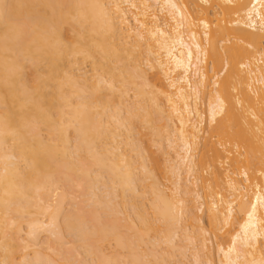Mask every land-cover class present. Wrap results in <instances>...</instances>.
<instances>
[{"label": "bare ground", "instance_id": "obj_1", "mask_svg": "<svg viewBox=\"0 0 264 264\" xmlns=\"http://www.w3.org/2000/svg\"><path fill=\"white\" fill-rule=\"evenodd\" d=\"M203 233L264 264V0H0V264H214Z\"/></svg>", "mask_w": 264, "mask_h": 264}, {"label": "rangeland", "instance_id": "obj_2", "mask_svg": "<svg viewBox=\"0 0 264 264\" xmlns=\"http://www.w3.org/2000/svg\"><path fill=\"white\" fill-rule=\"evenodd\" d=\"M84 70H85V71H89V65L86 64ZM148 73L151 74L152 72L149 71ZM88 75H89V74H88ZM129 95L132 96V95H133V92H132V93H129ZM132 97H133V96H132ZM132 97H129V98H131V99H129V101H128V102L131 103V104L133 103L132 101H134V99H135V98H132ZM135 100H136V99H135ZM207 123H208V122H207ZM207 123L205 122V125H204V126H206ZM137 128H138V127H137ZM137 128H136V130H137ZM140 129H141V130H140ZM140 129H139V131H144V129H142V128H140ZM139 131H137V132H139ZM144 132H145V131H144ZM144 132H141V133H144ZM137 137H138V140H139V139H140L139 136H137ZM135 138H136V137H135ZM136 139H137V138H136ZM152 139H154V143L157 142V143H155L156 146H154V145H155L154 143H151L149 147H150V150H151L152 154L150 153V154H148V155H146V154H144V155H146V156H145L146 159L148 158V166H149V169H152V170H153V174L155 175L156 180L158 179L157 182H158V184L160 183L159 185H160L161 189H165V191L169 193V189H171V187H172V186H171V181H172V180H171V181L168 180V178L171 177V174H170V172H169L170 169L168 170V168L171 166L170 163H173V164H174L173 166H175V168L177 167L176 164L174 163V161H175L176 159H174L175 156L172 158V153H170L172 150H170V151L168 150V152L171 154V156H169L170 159H171L172 161H173V160H174V161L172 162V161L170 160V163H169V164H168V162H166V161L164 162V161H163V157H162V152H160L161 149H160V150L158 149V146H160V145L162 144L161 141H160L159 139H156V140H159V141H155V138H152ZM143 142H146V140L143 141ZM158 142H160V145L157 146ZM141 143H142V142H141ZM141 143H140V144H141ZM164 143H165V142H163V144H164ZM138 144H139V142L137 143V145H138ZM144 144H145V143H144ZM163 144H162V146H163ZM165 144H166V143H165ZM165 144H164V145H165ZM177 145H179V144H177ZM177 145L175 144V147H176L175 150H176V151L179 149V147H177ZM160 147H161V146H160ZM164 147H166V146H163L162 148H164ZM177 148H178V149H177ZM175 150H174V152H175ZM166 151H167V150H166ZM174 152H173V154H175ZM156 159L159 160L158 162H159V167H160V168L157 167V169H161L162 173H160L161 171L155 169L156 165H154L153 160H155V162H156ZM146 162H147V160H146ZM176 163H177V161H176ZM157 165H158V164H157ZM173 166H172V168H173V170H174L175 168H174ZM167 170H168V172H167ZM168 174H170V175H168ZM182 176H184V175H182ZM188 177H189V176H188ZM186 178H187V177H186ZM189 178H191L192 181L194 180V179H192L193 177H189ZM182 179H183V178H182ZM191 180L189 179V181H188V179H187L188 183H190ZM182 181H183V180H182ZM188 183H186V185H187V187H188V186L190 187L191 184L188 185ZM74 189H75V188H72V192H71L72 194L70 193V195H74V196L76 197V196H78V195H76V193L79 194V192H77V190L75 189L76 192L73 194V190H74ZM70 190H71V189H70ZM70 190H69V191H70ZM75 190H74V191H75ZM74 196H73V197H74ZM77 198H79V199H75L76 202H75V201H73V202H72V201H70V202H69V201H65V202H64V205H62L64 211L67 210L68 208H70L68 205H70L71 203H73L74 206H77V205H75V203H76V204L78 203L77 200L79 201L80 199H82V198H80V197H77ZM72 200H73V199H72ZM138 201H139V200H138ZM79 202H80V201H79ZM200 202H201V200H200ZM201 203H202V202H201ZM73 204L71 205L72 207H74ZM191 205H192V204H189L188 206L191 207ZM196 205H198V204H196ZM192 206H195V204L193 203ZM64 207H65V208L67 207V209H65ZM196 207H197V208L199 207V209H200V204H199V206H195V208H196ZM197 208H196V210H197ZM70 209H71V208H70ZM70 209H69L68 211H70ZM146 209H147V208H146ZM71 210H73V208H72ZM100 210H101V209H100ZM196 210L193 211V209H192V212H191V210H186V211H188V212H191V214H192V213L194 214V212H196L194 215H195V217H197V220H196V219L193 220V221H196V222H195L194 225H192V226H196V227H198V225H200V227L205 228L206 230L209 229L208 221L206 220L207 218L205 217L206 215H205V213H203L204 210L202 209L203 212H202V211H196ZM200 210H201V209H200ZM65 212H66V211H65ZM65 212H64V213H65ZM193 214H192V216H191L190 213H189V216H188V213H187V215H186V212H185L184 216L186 215V218H187V219H188L189 217H190V219H191V217L194 218V217H193V216H194ZM120 216H121V215H120ZM149 217H150V215H149ZM191 220H192V219H191ZM191 220H189V221L191 222ZM189 221H188V222H189ZM193 221H192V223H193ZM188 222H187V223H188ZM189 224H190V223H189ZM194 228H195V227H193V229H191V230H194L193 232H197L198 230H197L196 228H195V229H194ZM195 230H196V231H195ZM207 231H208V230H207ZM42 232H43V231H42ZM39 233H40V232H39ZM206 233H208V232H206ZM206 233H205V234L203 233V235H206V237H207L210 241H208L206 238H202V237L200 236V238H202V239H206V241L204 240V242L207 243V245H204V247L201 245L203 248L206 247L205 249H202V251L205 250V252L203 251V252H204L203 254H204V256H205V254H209V255L211 256V258H212V259H210V256H209V259H210L214 264H218V262L220 263L219 258H220V260L222 259V258H221L222 255L220 254V252H219V250H218V247H219V245L224 246L225 244H227V242H226L227 240H226V239H222V240H221V238H218L219 235H218L217 237H215V236H212V234H211V236H210V235H208V234H206ZM38 235H39V234H38ZM49 236H50V235H48L47 233H41L38 237H39V239L42 238V240H40V241H44V239H46V238H49V239L51 238V239H50V241H51L54 237L52 236V237H53V238H52V237H49ZM66 236H68V235H66ZM66 236H65V239H66ZM70 237H72V236H70ZM182 237H183V236H182ZM182 237H180V238H182ZM180 238H178V240H179ZM200 238H198V239H200ZM70 239H71V238L68 237V240H69V241H70ZM68 240L66 239L65 242H67ZM178 240L176 239L175 241H176V242H180V243L182 244V241L184 240V237H183L182 240L180 239L181 241H178ZM47 241H49V240L47 239ZM52 241H54V240H52ZM69 241H68V243H69ZM185 241H186V240H184V242H183L182 245H186L187 241H186V243H185ZM198 241H199V240H198ZM63 242H64V240H63ZM63 242H62V244H63ZM176 242H175V243H176ZM52 243H53V242H52ZM68 243H67V244H68ZM71 243L73 244V242H71ZM74 243H75V242H74ZM180 243H179V244H178V243L176 244L177 247H178V245H179V248L175 249V251L178 250V251H177L178 253L175 252L174 249H173V250H170L171 252L174 251V255H175V256H174V259H175V260L172 259V258L169 259V260H171V264H172V261H173V260H174V262H175L176 260H177L178 262L182 260V261H181L182 263H183V260H184V261H185L184 264H190V261L193 262L192 260H190V259L192 258L191 255L193 254V252H192V250H191L192 247H189L190 244H187V245H186L187 248L189 247L190 249L188 248V249H185V250H189V251H183V250H184V249H182L183 246H182ZM198 243H199V242H198ZM198 243H197V244H198ZM67 244H65V245H67ZM69 244H70V243H69ZM69 244H68V247H67V248H70V247L72 248V244H71V246H70ZM204 244H205V243H204ZM65 245H64V246H65ZM74 245H75V244H74ZM74 245H73V246H74ZM188 245H189V246H188ZM199 245H200V244H199ZM199 245H198L197 248H198V251H199V250L201 251V249L199 248V247H201V246H199ZM64 246H62V247H64ZM69 246H70V247H69ZM112 246H113V245H111V250H110V251H112V249L115 248L114 246H113V248H112ZM142 246H143V245H142ZM160 246H161V248H162L163 245H160ZM164 246H165V245H164ZM164 246H163V247H164ZM180 246H181V248H180ZM225 246H226V245H225ZM74 247H75V246H74ZM76 247H77V246H76ZM108 247H109V246H108ZM108 247L106 246V248H105L106 251L110 249V247H109V249H107ZM145 247H146V246L144 245V248H145ZM165 247L167 248V246H165ZM142 248H143V247H142ZM144 248H143V249H144ZM161 248H160V249H161ZM166 248H164V249L162 248V250H167L168 248H167V249H166ZM184 248H185V246H184ZM64 249H65V248H64ZM73 249H74V248H73ZM73 249H72V250H73ZM75 249H76V248H75ZM75 249H74L73 251L76 252V251H78L79 248L77 247V250H75ZM160 249H158V250H160ZM179 249H180V251H182V252H180ZM66 250H67V249H66ZM66 250H64V251H66ZM69 250H71V249H69ZM72 250H71V252L68 251V254H69V252H70V253H71V256H72V253H74ZM79 250H80V249H79ZM114 250H115V249H114ZM117 250H118V249H116V251H117ZM120 250H121V249H120ZM80 251H82V249H81ZM80 251H79V252H80ZM106 251H105V252H106ZM110 251H109L110 254L113 253V252H110ZM122 251H126V250H121L119 253H121ZM170 251H169V252H166V251H165V253H170ZM200 251H199V252H200ZM202 251H201V252H202ZM66 252H67V251H66ZM159 252H160V251H159ZM161 252H162V251H161ZM179 252H180L181 254H183V255H184L185 252H187V253L183 256V255L179 254ZM109 253H108V254H109ZM117 253H118V251H117ZM119 253H118V254H119ZM122 253H124V252H122ZM122 253H121V254H122ZM188 253H190L191 255L188 254ZM113 254H114V253H113ZM125 254L127 255L128 253L125 252ZM170 254H171V253H170ZM172 254H173V252H172ZM172 254L170 255L171 257L173 256ZM177 254H178V256H177ZM203 254L200 253L201 256H203ZM119 255H120V254H119ZM126 255H125V256H126ZM168 255H169V254H168ZM168 255H167V256H168ZM179 255H180V256H179ZM71 256L69 255V257H71ZM122 256H124V255H121V257H122ZM125 256H124L123 258H127V257H125ZM170 256H169V257H170ZM182 256L184 257V259H183ZM175 257H176V258H175ZM185 257H186V258H185ZM123 258H121V260H123V261L126 262L127 260H125V259H123ZM206 258H207V255H206ZM54 259H56V258H54ZM188 259H189V260H188ZM204 259H205V258H204ZM205 260H206V259H205ZM211 261H210V263H211ZM125 262H124V263H125ZM128 262H129V260H128ZM128 262H127V263H128ZM174 262H173V263H174ZM178 262H177V263H178ZM187 262H188V263H187ZM169 263H170V261H169ZM205 263H206V262H205ZM205 263H203V264H205ZM175 264H176V263H175ZM207 264H209V263H207Z\"/></svg>", "mask_w": 264, "mask_h": 264}]
</instances>
